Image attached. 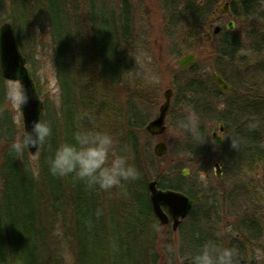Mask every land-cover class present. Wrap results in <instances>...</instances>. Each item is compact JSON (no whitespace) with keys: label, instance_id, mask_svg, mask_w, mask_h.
Instances as JSON below:
<instances>
[{"label":"rangeland","instance_id":"obj_1","mask_svg":"<svg viewBox=\"0 0 264 264\" xmlns=\"http://www.w3.org/2000/svg\"><path fill=\"white\" fill-rule=\"evenodd\" d=\"M214 1L215 7L225 1L231 2ZM64 2V10L79 16L78 29L89 39L91 27L85 22L88 0ZM95 3L117 16L121 12L122 4L126 3L131 32L124 55L130 65L121 82L113 89L120 113L113 114L111 104L107 103L100 128L111 132L116 137L118 146L127 148V154L134 163L135 154L128 146V134L132 129L148 180L159 178L158 181L162 179L167 184L180 180L184 185L183 191L192 193L190 213L183 218L176 230L171 228V223L159 225L156 218L153 226L154 242L148 263L192 264L191 257L197 252L198 245L212 240L226 247L229 243L245 246L249 257L257 264H264V0H253L252 12L240 20L231 13L218 12L212 16L213 20L217 19L212 26L218 24L224 29L229 20L234 21V28L228 31H234L243 46L232 58L220 53L217 35L205 39V33L211 31V27L205 26L198 39L189 42L196 55L194 71L203 79L213 69L221 71L231 86L230 92L223 93L220 90V94L210 82L213 93H210L206 101L199 99L194 104V99L190 102L187 96H176V86L187 76L184 72L177 71L176 61L189 50H186L183 43L182 30L168 20L162 0H95ZM8 4L9 0H5V6L0 13V26L4 22L11 23V14L15 16L18 12L16 5ZM34 23L28 29L24 25L20 26L16 36L28 58L26 66L44 105L42 113L46 116L47 104L55 108L59 106L60 87L53 58L49 20L47 17L34 19ZM130 69L133 70L131 73ZM135 71H139L140 75H135ZM149 74H155L158 81L149 83L146 80ZM12 81L13 79H5V90ZM167 87L173 88V96L163 133L152 135L144 128H132L130 124H135L136 115L144 123L156 116L163 100V90ZM111 94V90H108V95ZM108 100L111 102L110 96ZM203 105L214 110L212 117L204 115ZM2 109L13 122L14 139L20 131V123H23L22 114H19L18 123L17 109L7 96ZM189 111L198 115L200 130L205 137L203 142L195 141L191 133L176 126V121L185 118ZM220 123L223 125L222 132H218L221 142L215 143L212 132L217 130ZM252 124L256 126L252 127ZM232 139L239 142L236 148L232 146ZM158 141H164L168 146L163 157H158L153 152V146ZM194 142L201 146L202 153L191 151L197 148ZM5 144L0 139V159ZM38 156L39 149L34 153L26 150L25 157L29 164L35 165ZM215 162L220 163L219 176L216 175ZM186 168L188 173L182 174V170ZM124 190L119 187L103 190L104 217L103 221H99L101 214L97 213V225L105 227L107 232L126 215L130 196ZM61 215L55 214V221L49 228L53 243L47 253L46 262L78 264L70 229L66 226L67 213L64 214L66 224ZM251 221L261 232L258 240L250 239L245 232ZM101 237L105 245L106 237ZM126 239L127 243H131L132 234L127 233ZM143 239L148 240V234ZM108 244L102 251L101 264H111L113 259L109 261V254L114 252L111 247H117L116 241L112 239ZM144 246L146 251L147 245ZM129 252L133 258L138 259L135 254L137 251ZM127 261L132 263V258H127Z\"/></svg>","mask_w":264,"mask_h":264},{"label":"trees","instance_id":"obj_2","mask_svg":"<svg viewBox=\"0 0 264 264\" xmlns=\"http://www.w3.org/2000/svg\"><path fill=\"white\" fill-rule=\"evenodd\" d=\"M4 1L0 0V13L5 6ZM64 1L9 0L8 4L18 8L15 16L11 14V23L16 35L20 26L24 25L28 29L35 24L34 19L48 18L60 87V102L57 108L47 104L46 116L43 113L40 115L41 120L51 123L52 135L47 144L39 147L38 159L35 165H31L26 160V150L22 155H17L10 149L14 126L11 118L2 109L6 90L5 78L0 70V139L6 142L0 159V264H48L46 257L53 243L49 228L55 221V214H62L61 219L64 222L65 213L68 218L66 226L71 230L69 234L72 236V246L78 264H101L102 251L112 239L116 241L117 247H111L114 251L109 254V261L113 258L111 264H149L156 217L149 199L145 164L138 153L139 146L132 129L128 134V146L135 154L134 163L141 175L134 181L125 182L124 192L130 196L126 215L124 213L122 221L109 232L105 227L97 225V213L101 214L99 221H103L104 217L103 190L88 188L83 181L73 176L59 177L49 171L48 158L59 143L70 139L72 133L81 126L101 129L107 103L111 104L113 114L120 113L113 89L121 82L130 65L124 58L131 35L130 15L126 3L122 4L121 12L117 16L103 6H97L95 0H88L85 21L91 27L88 39L85 33L78 29L79 16L64 10ZM252 2L253 0H231L229 13L240 20L252 12ZM214 3V0H162L168 20L183 32L186 50L191 51L189 42L197 40L209 23L208 18L214 10ZM69 26L73 28H68ZM217 37L223 56L232 58L236 51L242 49L243 44L234 31L223 30ZM19 47L21 49L20 43ZM21 52L27 60L22 49ZM195 64L186 69L177 68L178 72H184L187 76L176 86V96H187L190 102L194 99L193 104L199 99L206 101L210 93H213L210 82L215 86L216 92L221 94L209 74L203 79L194 71ZM218 72L226 77L223 72ZM108 90H111V95H108ZM208 107L203 105L202 112L212 117L214 110ZM85 113L90 114L93 119H88V116L83 115ZM219 119L222 120L221 117ZM134 121L135 124H130L132 128L143 130L145 123L141 117L136 115ZM199 127L201 128V125ZM194 144L196 145V142ZM196 147L191 151L202 153L201 146ZM158 179L156 178L157 185L163 189L184 190L180 180L167 184ZM186 194L192 200V193L187 190ZM246 228L245 232L250 239L260 238L261 232L254 222L251 221ZM127 233L132 234L131 243H127ZM145 234H148V240L143 239ZM101 235L106 237L105 245ZM144 244L147 245L146 251ZM200 247L198 245L196 251ZM227 247L237 249L236 264H257L249 257L245 246L229 243ZM130 250L137 251L135 254L138 259L133 258ZM127 258H132V263H129Z\"/></svg>","mask_w":264,"mask_h":264},{"label":"clouds","instance_id":"obj_3","mask_svg":"<svg viewBox=\"0 0 264 264\" xmlns=\"http://www.w3.org/2000/svg\"><path fill=\"white\" fill-rule=\"evenodd\" d=\"M0 70L3 64L0 63ZM133 70L130 69V73ZM135 75H140L135 71ZM149 83L158 81L155 74L146 76ZM6 96L17 109L19 114L30 100L27 86L22 75L16 76L6 89ZM88 119L93 117L85 113ZM20 131L12 140L10 149L17 155H22L30 147L43 146L48 143L52 135L51 123L36 119L31 122V128L20 123ZM176 126L191 133L197 142H203L205 137L199 127L198 115L189 111L185 118L176 121ZM255 127V124L251 125ZM238 141L232 139V146L236 148ZM49 171L59 177L73 176L85 183L88 188L110 190L114 187L125 189V182L134 181L141 175L139 168L131 162L127 148L118 146L116 137L107 130L97 127L81 126L72 133L70 139L59 143L48 158ZM172 251V247L169 246ZM237 249L221 246L215 241L205 242L199 250L192 255V264H236Z\"/></svg>","mask_w":264,"mask_h":264},{"label":"water","instance_id":"obj_4","mask_svg":"<svg viewBox=\"0 0 264 264\" xmlns=\"http://www.w3.org/2000/svg\"><path fill=\"white\" fill-rule=\"evenodd\" d=\"M228 13L230 11V2L225 1L215 7L214 12ZM225 28L233 29L234 21L229 20L225 24ZM221 30V26L218 24L213 25L212 31L205 33V39L211 38V34H217ZM196 61V55L193 51H190L177 59V65L179 68L184 69L190 65H193ZM0 63L3 64L2 75L6 79H14L18 75H22L23 81L28 88L30 100L24 107L22 114L23 123L28 128H31V122L40 119V113L43 108V103L36 91L34 81L30 72L26 66V58L20 51L14 28L10 22H4L0 26ZM211 78L215 81L218 88L224 93H228L231 89L230 85L225 79L212 70L210 72ZM173 90L171 87H167L163 90V100L158 107V112L155 117L148 120L145 124V129L152 135H160L166 128V119L170 109L171 97ZM218 130H223L222 124L218 125ZM215 143L221 142V137L216 132L212 133ZM39 147H30V152L34 153ZM168 146L164 141H158L153 146V152L156 156L162 157L167 153ZM216 169V175L219 176L218 168L219 163H214ZM188 169H183L182 174H187ZM147 188L149 190V199L151 207L155 216L157 217L159 225L168 224L171 220V228L176 230L180 225L183 218L189 213L191 208V200L189 196L179 190L167 188L163 189L158 187L155 179L147 182Z\"/></svg>","mask_w":264,"mask_h":264},{"label":"flooded vegetation","instance_id":"obj_5","mask_svg":"<svg viewBox=\"0 0 264 264\" xmlns=\"http://www.w3.org/2000/svg\"><path fill=\"white\" fill-rule=\"evenodd\" d=\"M215 13L214 12H212V14H210V16H209V23L206 25V27L208 26V27H211V29H212V23L214 22V21H216L217 19H215V20H213L212 19V16L214 15ZM212 15V16H211ZM217 18H218V16H217ZM223 30V28L219 31V33L221 32ZM219 33H217V34H213L212 36H211V38L214 36V35H218ZM216 133H218L217 131H216ZM219 163V162H218ZM220 164V163H219Z\"/></svg>","mask_w":264,"mask_h":264}]
</instances>
